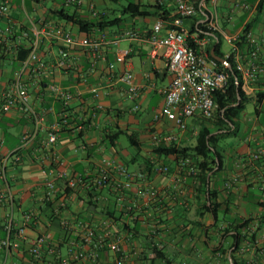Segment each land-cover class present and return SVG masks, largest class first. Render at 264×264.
I'll list each match as a JSON object with an SVG mask.
<instances>
[{"label": "crops", "instance_id": "1", "mask_svg": "<svg viewBox=\"0 0 264 264\" xmlns=\"http://www.w3.org/2000/svg\"><path fill=\"white\" fill-rule=\"evenodd\" d=\"M91 1L83 0L76 6L66 5L65 0H26L24 4L9 0L8 17L0 19V165L4 164L0 171V194H4L0 195V264H87L88 258L75 259L66 246L69 241L86 237L90 230L94 235L81 245L83 249L88 255L98 252L97 264H113L115 253L98 243L97 236L106 229L122 237L126 264H233V260L237 264H264V0H218L220 30L216 32L207 27L203 7L185 20L191 38L198 36L200 40L194 43L200 54L209 56L210 52L213 59L233 54L236 65L237 53L242 55L243 70L239 72L243 106L226 128L217 129L211 119L196 114L187 119L188 127L182 130L162 114L164 91L172 74L164 48L154 52L148 42L156 19L164 12L151 6L155 0H133L143 5L146 15L123 12L122 16H113L116 10L107 8L106 19L117 20L104 29L92 26L89 33L105 32L118 43L101 48L95 58L78 45L66 46L56 38H43L41 57L46 72L42 77L30 73L24 77L30 107L44 115L39 127L20 105L3 110V93L22 62L17 50L31 39L30 19L44 13L49 22L63 24L80 37L87 32L57 19L51 11L65 7L95 20L88 11ZM211 2L206 0L205 7ZM163 6L166 14H172L176 4L170 0ZM8 23H14L12 32L6 31ZM130 30L137 33L135 39L126 35ZM118 45L130 51L124 62L115 59ZM62 48L69 50V57L65 65L58 66ZM126 70L134 73L140 85L137 110L136 102L127 96L125 83L117 78ZM52 83L78 90L81 96L65 106L51 91ZM65 115L66 124L58 131L57 140L50 143L49 132ZM203 125L217 136L215 149L222 158L221 166L218 164L208 176V191L198 177L180 173L175 154H159L156 148L160 143L155 144L151 138L153 131L171 132L177 134L179 147H192ZM27 134L32 138L19 148ZM105 159L114 167L122 164L128 170L143 171L146 179L136 180L126 199L115 202L118 184L124 178L113 168L112 180L92 198L96 203L93 207L87 190L93 183V169ZM162 166H168L169 171L161 172ZM63 168L79 180L76 188L58 178L57 172ZM178 175H185L183 196ZM49 179L56 186L50 197L46 186ZM144 185L159 191L158 199L149 205L143 204L137 194ZM9 191L13 199L8 197ZM211 200L217 217L206 208ZM113 209L122 212L120 218L107 214ZM30 210L37 212V218L22 238L17 231ZM81 218L88 228L80 223ZM10 219L14 224L11 235L6 229ZM246 220L248 226L236 231ZM44 233L50 235V244L35 257L30 252V240ZM7 237L18 246L6 250L2 241Z\"/></svg>", "mask_w": 264, "mask_h": 264}, {"label": "built area", "instance_id": "2", "mask_svg": "<svg viewBox=\"0 0 264 264\" xmlns=\"http://www.w3.org/2000/svg\"><path fill=\"white\" fill-rule=\"evenodd\" d=\"M24 4L26 0H21ZM170 0H158L161 5ZM176 7L172 14H165L156 19L153 25L152 34L148 37V42L152 45L155 52L158 48H164V57L166 59L167 67L172 74V80L169 86L164 91V105L162 114L170 121L174 122L180 129L186 130L187 119L196 114L204 118H213L217 112V102L215 95L218 91H223L228 81V73L225 70L217 68L216 60L207 55L200 54L195 44L193 45L189 38L191 35L185 27V20L193 17L198 12V7L205 9L206 20L205 23L211 31L220 30V12L218 9V0H212L211 4L205 7L206 0H174ZM77 4L81 6L83 0H65V4ZM245 7H248L245 4ZM10 10L9 0H0V19L8 17ZM88 11L92 17L101 19V9L97 7L94 1H91L88 6ZM14 23H8L6 27L7 32H12ZM31 39L26 46L28 55L22 60L21 65L16 69L13 80L3 93L2 109L5 111L10 110L16 105L22 106L26 109L30 116L33 118L36 127L44 120V115L38 113L35 109L31 108L28 102V86L25 82V75L30 73L36 77H42L46 72V64L41 57V43L43 38L50 37L56 38L64 42L66 46L78 45L89 50L92 57L99 56L98 53L103 47H110L117 44L118 40L109 39L107 33L100 34L85 33L80 37L74 35L71 29L62 24L51 23L47 20L44 13L40 14L35 19H30ZM28 34V33H27ZM126 35L135 39L138 35L134 31H127ZM193 43L199 42L198 36L191 38ZM130 51L127 48L117 46L115 51V59L117 62L126 61ZM239 64L238 70H243V65L240 63L242 55L237 53ZM69 57V50L62 48L59 51L57 65L63 66ZM227 64V63H226ZM113 66V64H111ZM249 71V70H247ZM250 72V71H249ZM35 77V78H36ZM118 80L125 83L126 93L128 98L135 101L134 109H138V102L136 101L140 95V85L136 81L133 72L126 70L118 75ZM51 91L60 97L63 103H69L74 98L81 96V92L71 91L55 83L50 86ZM97 95V94H96ZM102 106L99 105L100 109ZM66 115L62 116L61 121L56 122L49 132L48 140L54 143L57 140L58 131L61 129L62 124H66ZM32 138V134L24 135L22 144L19 148L24 147L27 142ZM151 138L155 144H170L178 140L175 133L157 132L153 131ZM258 157V155H256ZM20 158V155H17ZM115 168L124 180L118 184L119 200H125L127 191L132 188L133 183L138 179H146V173L143 171L128 170L124 165L114 163L111 160H104L102 165L96 166L93 169L95 173L94 185L97 189L102 188L106 183L110 182L113 178L112 171ZM179 170L181 174H196V167L194 161L190 157H185L180 160ZM4 164L0 165V171L3 172ZM161 172L166 173L169 171L168 166L160 167ZM184 172V173H183ZM58 178H63L71 188L78 186L79 180L74 176H70L66 168L57 172ZM185 175H178L177 180L180 186L178 187L181 196L186 193L185 191ZM184 180V181H183ZM48 187V197L56 191L55 182L49 179L46 182ZM138 197L142 203L149 205L158 199L159 191L153 186L144 185L138 189ZM4 197V194H0ZM10 199L14 198L12 191L8 192ZM183 202V200H182ZM181 202V203H182ZM37 218V212L30 210L23 216L22 225L18 228V235L26 238V229L32 225ZM6 229L11 235L14 231L13 220L10 219L6 224ZM94 232L90 230L87 236L84 237L85 241L91 239ZM99 247H107L115 253L113 264H126V255L122 247V237L117 236L111 229H106L103 233L97 236ZM49 234H38L30 240V252L35 257L41 255L42 248L50 244ZM2 246L6 250H10L12 246H18L17 242H12L10 237L2 241ZM69 255L75 259L88 258L87 264H97L99 254L93 251L90 255L77 241H71L66 246Z\"/></svg>", "mask_w": 264, "mask_h": 264}, {"label": "trees", "instance_id": "3", "mask_svg": "<svg viewBox=\"0 0 264 264\" xmlns=\"http://www.w3.org/2000/svg\"><path fill=\"white\" fill-rule=\"evenodd\" d=\"M74 5L78 6L77 4L73 3ZM142 4L140 2H135L133 0H127V4L123 6L122 11L126 14L131 15H146V12L142 10ZM155 9L162 10L165 8L161 5L158 0H155V3L151 5ZM199 10V7H198ZM52 14L57 17V19L64 21L65 23H71L78 27L79 30L89 33L92 29V26H98L102 29L106 28L107 26L111 25L112 22L116 21L117 19L111 18L107 20V12L102 10L101 12V19L96 18L92 20V18L88 19L80 14H78L75 10H69L68 8L61 7L58 9H52ZM160 13V16H164L165 13ZM47 18V17H46ZM63 25V24H62ZM191 43L194 45L191 38H189ZM238 45L240 46L241 43L239 42ZM217 48L215 50V54L217 53ZM28 55V49L26 47L20 46L17 50V58L22 61ZM209 57L213 58L212 54L208 53ZM216 60L217 68L220 70H225L228 73V81L226 87L223 91H218L215 95V100L217 102V113L214 116L215 118H206L211 119V122L216 125L217 129H223L228 127V122L232 121L231 118L235 117L236 114L241 110L243 106V99H244V91L242 89V76L237 69L236 62L234 60V55L230 54L226 57V60L231 64V68L228 67L225 63ZM240 97V99H239ZM238 102V104H236ZM223 110V112H221ZM216 135H211V129L207 125H203L197 134L196 143L192 147H179L176 142L170 144H160L156 151L159 154L169 155L175 154L177 156L178 162L185 157H190L194 161V166L196 167L197 171L194 176L198 177L200 180L201 185L203 186L205 191H208L209 179L208 176L211 172L214 171V168L219 164V167L222 163V158L220 153L215 149V139ZM96 176H91L92 184L87 190V195L89 197L90 204L95 207L96 203L92 202V198H96L98 195L97 189L94 185V179ZM89 178V177H88ZM69 187L66 188V192L69 191ZM101 189V188H100ZM209 194L210 191H209ZM119 199V195L117 193L115 202ZM207 210H212L213 214L217 217L218 210L213 205L211 200V204L206 206ZM107 214L109 216H113L116 218H120L122 214L121 211L118 209H113L111 212L107 210ZM80 223L83 224L88 228L87 223L83 218L80 219ZM249 221L246 220L242 224H239L236 227V231H240L242 228H246L248 226ZM85 236L78 237V239H74V241L79 242L80 245H84ZM240 240V238H239ZM70 243V241H69ZM233 264H237L236 260H233Z\"/></svg>", "mask_w": 264, "mask_h": 264}, {"label": "rangeland", "instance_id": "4", "mask_svg": "<svg viewBox=\"0 0 264 264\" xmlns=\"http://www.w3.org/2000/svg\"><path fill=\"white\" fill-rule=\"evenodd\" d=\"M94 1V0H93ZM98 8H113L116 10V14H112L113 16H122L124 15L122 9L125 4H127V0H95L94 1ZM126 139V138H124Z\"/></svg>", "mask_w": 264, "mask_h": 264}, {"label": "water", "instance_id": "5", "mask_svg": "<svg viewBox=\"0 0 264 264\" xmlns=\"http://www.w3.org/2000/svg\"><path fill=\"white\" fill-rule=\"evenodd\" d=\"M215 58L218 59V60H220V61L223 62V63H227L228 66L231 68V64H230L226 59L221 58V57H215ZM239 98H240V97H239Z\"/></svg>", "mask_w": 264, "mask_h": 264}]
</instances>
